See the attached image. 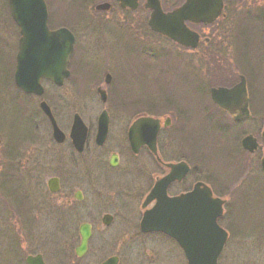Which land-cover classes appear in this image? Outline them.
<instances>
[{"label": "rangeland", "instance_id": "374dc122", "mask_svg": "<svg viewBox=\"0 0 264 264\" xmlns=\"http://www.w3.org/2000/svg\"><path fill=\"white\" fill-rule=\"evenodd\" d=\"M89 1L45 0L49 27L67 28L75 37L76 48L69 66L71 75L65 81L64 87L57 89L43 83L45 93L42 99L50 105L59 128L67 136L75 113L80 114L85 121L87 117L84 115L87 112L95 115L102 108L96 89L81 85L85 78L83 71L87 74L92 73V77L99 71L103 80L104 71L111 73L114 67L123 78L120 89L107 90L110 98L115 97L119 100H125L127 97L142 98L146 97L144 92L158 91L163 95V100L178 106L176 110L162 106L159 113L162 116H171L173 121L172 128L165 133L163 141L167 158H171L173 154L176 161L189 162L196 169V178L200 181L207 180L208 184H218L214 180L216 179L221 186L222 182H227L228 178H231L228 153L243 166V172L239 176L236 175V170L232 174L235 178L231 184L235 189L225 190L233 197L235 190H243L244 196L237 202L239 209L235 212V222L239 226L241 223L244 229L238 234L240 239L229 240L224 260L219 264H264V176L257 175L261 173L257 165L260 154H242L234 147L243 135L249 133L257 137L261 145L264 144L258 132L264 122V0H242V5H226V18L204 30L208 36L212 35L210 37H213V41L222 44L221 55L197 51L194 54V62H188L186 53L172 49L179 63H176L171 55L165 57L163 62L166 79L154 85L141 74L143 68L147 67L144 60L148 58L143 59L144 54L142 53V56L139 50L142 43L137 41L144 40L145 37L148 38L147 41L151 38L155 45H161L162 41L149 37L151 33L146 31L147 27L143 22L144 12L140 10L129 12L114 5L113 10L106 13L95 10L94 3H113L114 0H93L94 3L88 5ZM258 13L261 16H257ZM10 20L7 0H0V134L7 143L16 142L9 143L10 145L23 148L37 145L32 142L34 139L32 137L39 133L47 134V124L38 111L39 99L22 96L13 86L12 74L18 35ZM161 46L166 47V44ZM83 60H85V64H82L84 66L81 65L83 71L79 68V86L73 85L77 81L76 64L79 65ZM219 63L225 70L220 71L217 68L215 71L213 66ZM186 69H189V73L192 72L193 83L191 80L188 82V77L183 75ZM133 72L136 73L135 78L139 77L140 81L132 77ZM240 75L245 76L247 80L251 118L236 123L222 113H219L222 116L216 118L214 115L205 116V113L213 110L208 104L209 88L215 85L229 86L235 83ZM134 81L138 84L133 85ZM148 85L154 89L160 87L159 90H153L149 89ZM155 95L149 94L153 97ZM107 107L110 113L114 114L116 125L117 119H121L120 123L124 121L119 115H127L126 112L110 104ZM139 111L143 113L142 110ZM87 123L92 124L88 121ZM122 139L124 140V137L119 131L112 130L108 143L114 146L112 143L122 142ZM51 146L53 170L56 163L65 162L63 186L67 193L75 192L79 189V154L75 152L68 139L61 145L51 140ZM93 147L87 152L95 151ZM103 151L94 155L86 152L83 159L89 161L92 158V161H96L98 157H102ZM201 163H209L208 170L212 172L214 179L210 180L208 173L200 170ZM220 185L216 186V193L226 194L221 192L223 186L221 188ZM231 203L234 204L233 200L229 202L227 211L233 208L230 206ZM72 212L74 218L70 219L72 223L69 229L64 234H59L61 246L57 242L56 233L39 234L34 240L28 239L29 243L23 245L25 251L23 253L20 252L21 244L14 242L11 231L0 221V264H21L19 262L23 258L21 254L29 252L41 253L47 264L55 262L60 264L64 260V253H66L64 257L74 258L78 212L77 209ZM37 239L41 241V245ZM137 246L134 245V248ZM14 254H18L15 259L19 261L14 259ZM168 260L162 259L164 264H184L178 254ZM22 263L24 264L23 261Z\"/></svg>", "mask_w": 264, "mask_h": 264}, {"label": "flooded vegetation", "instance_id": "af4514ba", "mask_svg": "<svg viewBox=\"0 0 264 264\" xmlns=\"http://www.w3.org/2000/svg\"><path fill=\"white\" fill-rule=\"evenodd\" d=\"M158 1L164 12L178 8L186 2V0ZM88 3V5H92L94 1L90 0ZM105 3L111 6L108 12L113 10L114 5L129 12H136L137 10L144 12L143 22L147 27L146 31L148 30L151 33L149 37H152L153 40L158 39L162 41L161 45L166 44V47L155 45V42L150 40L151 38L147 41V37L144 40L139 38L140 40L137 41L142 43L139 50L141 54H144V56L142 54L143 59L148 58L149 60H144L147 67L143 68L141 74L147 77L153 85L161 83L164 78L166 79L164 58L171 55L174 57V61H176V54L172 49L186 53L189 58L188 62H194V54L197 51L212 53L215 56H219L222 53V44L213 41V37H210L212 35L208 36L204 30L217 25L226 16L208 25L203 23H187V27L199 36L197 47L193 49L179 45L150 30L148 27L150 11L147 8V5L151 3L150 0H137V8L134 10L122 8L117 0H114L113 3L103 2L94 3V5ZM221 3L224 5V14H226V5H242V0H221ZM212 5H220V3L218 0H212ZM16 35H18V32ZM213 44L214 46H212ZM147 51L152 53L148 54L146 53ZM16 53L14 56L12 83H14ZM219 61L222 62L221 60ZM84 62L85 60L81 61L79 65L75 63L77 81L73 85L79 86V68L81 69L84 66L82 65ZM176 63H179V61H176ZM213 68L215 71L217 68L220 71L225 70L220 63L219 65H214ZM188 70L186 69L183 75L188 77V82L190 80L192 82L194 76ZM176 71L178 73V70ZM98 72L92 77V73L87 74L83 71L85 78L81 82V85L86 88L96 89V94L101 95L98 99L102 108L95 115L87 112L84 115L87 117L85 121L81 118L87 128V138L82 151L78 153L79 189L72 193H67L63 186L65 162L56 163L55 170L52 168L50 152L51 148H53L51 146L53 136L51 123L40 109L41 102H44L42 99L44 94L40 97L26 94L17 89L18 93L22 96L39 99L38 111H40L44 122L47 124V134L39 133L35 137H32V139L34 138L32 142L37 143V145L23 147L25 150L19 146L10 145L9 143L16 142L7 143L4 140V136L0 134V221L11 231L14 242L21 244L20 252L22 251L23 253L25 252L23 251V245L36 239L39 234L56 233V239L60 245L59 234H64L69 229L72 223L70 219L74 218L72 210L77 209L78 220L76 222L78 223V227L76 230V246L73 252L75 257H64L66 253L62 251L64 253V260L60 264H164L163 258L166 260L172 259L176 254L179 255L184 264H188L185 252L175 238L162 231L148 230L149 227L146 228L147 230H144L141 226L145 212L151 211L156 206L158 198H163L164 194L169 199L183 197L187 199L180 201L181 203L177 207L178 210L174 211L175 216H180V218L174 221L176 231H180L182 237L188 239L194 263L208 264L213 259H216L217 264H219L221 260H224L229 240L231 238L240 239V235L238 234L244 229L241 223L239 226L235 222V212L239 209L237 202L244 196L242 194L243 190H235L234 197L227 191L235 189L231 184V181L235 178L232 174L236 170L237 174H235L239 176L243 172V166L238 162L239 160H235L233 155L231 156L228 153V163H230L229 175L231 178H228L226 174L229 182H222L223 190L221 192H225L226 194L221 195L220 193H216V186L221 183L214 179L212 172L208 170L209 163H201L199 168L200 170H205L208 173L209 179H214L218 184H208L207 180L200 181L196 178V169L189 162L183 160L176 161L173 154L171 158L166 157L165 145L163 143L164 135L172 128L173 121L171 116H162L159 113L162 106H167L170 110H176L178 106L176 107L171 102L168 103L163 100V95L158 93V91L152 93L144 92L146 97H139L140 100L137 97H127L130 99L126 98L125 100H119L115 97L110 98L107 90L112 88L115 91L116 88H119L123 77L115 71L114 67L111 73L104 71L103 80ZM135 74L133 72L132 77L136 81H140L139 77L135 78ZM43 83L57 89L59 88L47 80L42 82L44 86ZM236 83L226 87L230 88ZM134 84L138 83L134 81ZM135 87H140V85H135ZM159 87L154 89L148 85V88L153 90H159ZM210 89L211 87L209 88V93ZM153 93L156 94L155 97L149 96V94L152 95ZM247 93L249 97L248 86ZM208 100L209 107L213 110L210 111L211 113L209 111L205 113V116L206 114L214 115L216 118L222 116L219 114L222 113L236 123L247 120L252 116L250 97L249 116L238 120L213 103L210 96ZM109 104L113 107H119L120 111L127 113L124 116L119 115L120 118L124 119L123 122L120 123L121 119H117V125L114 123V114L110 113V109L107 107ZM139 110H142L143 113ZM178 110L181 112L180 108ZM104 113L107 116V135L102 143H98L96 133L99 127V120ZM52 114L54 116L53 111ZM75 115L78 114L75 113L72 120ZM79 117H81L80 114ZM144 117L158 121L155 152L147 144H143L135 153L129 140V129L137 119ZM87 121L92 124L87 123ZM112 130L119 131L121 136L124 137L122 142L112 143L114 146H110L108 143ZM258 132L264 142V138L261 135V127ZM246 136H252L256 139L258 143L256 150L249 151L243 147L242 140ZM67 139L66 137L64 142L58 145L65 143ZM91 147L97 152L93 150L87 152ZM234 147H236L238 152L246 155L259 153L257 165L261 173L257 175L264 176V170L261 167L264 144L261 145L257 137L250 133L245 134ZM100 151L104 153L96 161H92V158L89 161L83 159L86 152L94 155ZM227 151L229 152L228 148ZM241 159H243V156ZM178 164H183V169L186 171L183 172L180 180L169 182L164 188L161 182L172 173L169 165ZM176 173L179 172L177 171ZM157 182L156 195L152 200H148ZM226 188L228 189L225 190ZM209 192L211 196H209ZM211 198L221 202V211H212V206L217 208L218 204H212ZM231 200L234 202V204L231 203L230 205L233 208L227 211L226 208ZM213 213H217L215 218L217 226L214 225L212 227ZM196 216L199 217L196 218ZM224 233L225 236H223ZM37 240L41 245V241ZM134 245L138 246L134 248ZM78 247L79 254L76 253ZM18 254L13 255L14 259ZM21 255L23 256L22 261L24 264H27V258L30 256L34 258L40 257L43 264H47L41 253L29 252ZM16 261H19V259ZM22 261L20 260L19 262L23 264ZM57 263L59 262H55L54 264Z\"/></svg>", "mask_w": 264, "mask_h": 264}, {"label": "water", "instance_id": "95a60500", "mask_svg": "<svg viewBox=\"0 0 264 264\" xmlns=\"http://www.w3.org/2000/svg\"><path fill=\"white\" fill-rule=\"evenodd\" d=\"M137 0H118L122 7L135 9ZM212 5V0H186V3L170 13H163L158 0H150L147 8L151 10L149 27L152 31L164 35L179 44L195 48L198 43V35L190 31L186 21L204 24H211L222 16L223 5ZM10 13L13 21L20 29L19 51L17 54V67L15 72L16 85L27 93L41 95L43 89L40 85L42 79H49L58 86L69 76L68 65L69 57L73 51L74 37L72 33L61 28L50 31L47 25L48 13L44 0H8ZM100 10H109L110 5H99ZM213 101L235 119H240L249 114L248 97L246 92L245 79L242 77L239 84L231 89L214 88L211 90ZM42 111L48 116L52 123L53 138L61 143L65 135L57 127L52 117L51 111L46 103L40 105ZM107 120L103 115L99 120L97 142L102 143L106 137ZM158 129V121L151 118L138 119L129 131V139L133 151L136 153L138 148L147 144L155 152V137ZM145 131L142 133V131ZM87 130L78 116H75L70 132V139L77 152H81L86 140ZM264 137V129L262 132ZM242 145L245 149L253 151L257 148L256 140L251 136L243 139ZM264 170V151L261 160ZM172 170L171 175L165 178L161 184L165 186L174 180H180L183 172V164L169 165ZM179 173H176V172ZM158 182L148 200H152L157 192ZM77 195V194H76ZM210 195V192H209ZM191 197V196H190ZM187 198L169 199L164 194L163 198H158L156 206L144 216L142 227L152 230L166 232L173 236L183 248L188 264L194 263L191 257V246L188 239H184L180 231L175 229L174 211L178 210L180 201ZM218 204L217 208L212 206V211H221V202L213 200ZM217 213L212 214V227L216 225L215 218ZM220 214V213H218ZM199 216H196L198 218ZM211 225V223H210ZM217 226V225H216ZM186 232V231H185ZM214 233V232H212ZM225 236V233L224 235ZM224 240V238H223ZM79 254V247L76 250ZM28 264H43L40 257H29ZM216 264V259L211 263Z\"/></svg>", "mask_w": 264, "mask_h": 264}, {"label": "bare ground", "instance_id": "6f19581e", "mask_svg": "<svg viewBox=\"0 0 264 264\" xmlns=\"http://www.w3.org/2000/svg\"><path fill=\"white\" fill-rule=\"evenodd\" d=\"M216 264H217V262H216Z\"/></svg>", "mask_w": 264, "mask_h": 264}]
</instances>
